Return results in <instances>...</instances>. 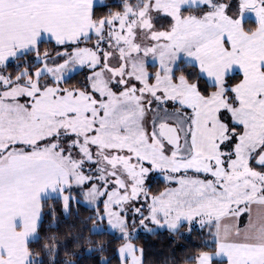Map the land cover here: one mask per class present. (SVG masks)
<instances>
[{
	"label": "snow or ice",
	"instance_id": "obj_1",
	"mask_svg": "<svg viewBox=\"0 0 264 264\" xmlns=\"http://www.w3.org/2000/svg\"><path fill=\"white\" fill-rule=\"evenodd\" d=\"M161 230L153 264H264V0H0V264Z\"/></svg>",
	"mask_w": 264,
	"mask_h": 264
},
{
	"label": "trees",
	"instance_id": "obj_2",
	"mask_svg": "<svg viewBox=\"0 0 264 264\" xmlns=\"http://www.w3.org/2000/svg\"><path fill=\"white\" fill-rule=\"evenodd\" d=\"M83 215H87L83 209H81ZM94 239H101L100 237H94ZM151 243L149 245V255L147 257L149 264H153V262H159L162 260L163 255H170L172 250H176V255H183V248L181 241L179 244L172 243V237L169 236L166 231L161 230L159 237H151L149 238ZM163 254V255H162Z\"/></svg>",
	"mask_w": 264,
	"mask_h": 264
}]
</instances>
